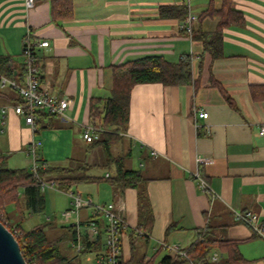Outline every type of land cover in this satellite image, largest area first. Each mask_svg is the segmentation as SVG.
I'll return each instance as SVG.
<instances>
[{"label":"crops","instance_id":"crops-1","mask_svg":"<svg viewBox=\"0 0 264 264\" xmlns=\"http://www.w3.org/2000/svg\"><path fill=\"white\" fill-rule=\"evenodd\" d=\"M224 1L213 0L214 8L220 10ZM231 1L243 12L244 23L224 29L223 56L214 60L185 28L194 15L195 32L217 29L220 17H201L210 0H73L72 18L60 25L52 20L48 1L36 0L27 10L26 0H0V56L12 58L16 81L24 82L23 40L31 31L34 42H49L36 49L43 87L69 101L63 116L40 110L34 131L12 108L18 94L1 89L6 95L0 98V141L13 169H21L10 165L13 156L28 154L29 143L41 139L38 153L47 166L50 161L70 169L87 166L90 176H114L115 164L107 165L105 148L96 144L101 134L92 143L83 136L93 125L91 99L111 97L114 68L126 62L148 56L174 63L186 55L194 58L191 84L143 83L132 90L128 127L110 150L123 158L124 168L141 173L139 186L117 193L107 180L76 187H87L80 194L96 204L114 203L125 218L121 254L126 261L132 254L131 232L141 223L139 196L146 190L153 220L143 230L146 244L139 241V247L148 258L156 257L152 254L165 242L190 248L208 225L215 237L237 243L243 264H264V238L236 218L237 212H251L264 226V0ZM166 7H185L188 13L166 15ZM4 106H12L5 125ZM201 111L208 118L199 117ZM196 172L207 181L208 192ZM17 210L8 208L12 214ZM92 213L83 209L81 220ZM29 214L25 211V220ZM49 223L51 235L67 239L72 234L68 227L73 224L54 234L58 227ZM214 252L220 260V251ZM103 253L104 245L83 256V263L97 264ZM169 253L161 250L158 259Z\"/></svg>","mask_w":264,"mask_h":264},{"label":"trees","instance_id":"trees-1","mask_svg":"<svg viewBox=\"0 0 264 264\" xmlns=\"http://www.w3.org/2000/svg\"><path fill=\"white\" fill-rule=\"evenodd\" d=\"M40 1V0H37ZM51 3L52 20L61 24L73 16V0H43ZM209 8L201 17L216 15L220 17L217 29L211 33L195 32L192 27L191 36L204 44V51L209 53L214 60L223 56L224 29L234 24H243V12L233 7L231 0H225L223 7L216 10L213 0H210ZM166 15H178L185 17L188 10L185 7H166L162 12ZM193 56L186 55L177 63L170 62L162 56H148L126 62L114 68V86L111 97L108 99L93 98L90 103V119L93 126L102 134L96 144L105 148L107 165L115 164V175L109 178L93 177L86 173L87 166L79 169H70L58 166H47L39 159L37 174L33 171L21 168L9 167L8 157L0 156V219L5 226L15 235L25 260L29 264H84L83 256L94 253L104 245L103 236L96 240L83 239L81 252L76 253L73 242L76 239L75 229L68 227L72 234L66 236V247L74 256L64 252L60 247L61 238L53 239L47 232L48 224L37 225L32 230H25V211L32 214L42 213L46 209V196L41 189L40 180L54 182L57 188L65 193L74 191L82 184L99 183L109 181L115 193L128 187H138L142 181V175L138 171L124 168L123 158L112 155L110 145L119 140L129 123L131 94L135 85L143 83H161L163 85H188L194 82L192 74ZM10 56H0V74L15 79L14 71L10 65ZM25 75V74H24ZM6 95L0 88V98ZM17 103L21 102L17 98ZM42 114V113H41ZM39 118L40 119V116ZM53 116L51 114H44ZM23 189V193H21ZM141 201V223L137 230L131 232V257L124 260L122 254L119 264H243L245 259L236 242L215 237L211 227L207 225L205 230L199 232L196 242L188 249H184L187 258L178 253H169L158 259V255L164 248L155 253L156 257H147L142 252L139 241L145 244L148 240L144 228L148 229L153 220L151 207L148 205L147 192L142 190L139 196ZM14 206L17 212L12 214L8 208ZM16 213L18 216H16ZM15 217V218H14ZM13 219V221H12ZM149 225V226H147ZM173 226H170V231ZM68 234V233H67ZM64 242V243H65ZM72 244H67V243ZM166 243V242H165ZM215 250L220 251L221 258L212 262L211 257ZM97 264H100L97 262ZM103 264V263H102Z\"/></svg>","mask_w":264,"mask_h":264},{"label":"built area","instance_id":"built-area-1","mask_svg":"<svg viewBox=\"0 0 264 264\" xmlns=\"http://www.w3.org/2000/svg\"><path fill=\"white\" fill-rule=\"evenodd\" d=\"M36 0H26L27 10L34 8ZM196 21V16H189L186 24V30L191 35L192 26ZM48 41L34 42L32 40L31 31L23 40L22 55L24 57L25 75L24 82L21 84L16 79L8 78L7 76L0 74V88H11L14 90L19 98L20 103H16L12 106L1 107L2 112V124L5 125L7 121V113L10 107H12L16 114L25 118L27 124L31 125L35 131V122L37 120L38 112L41 110L51 115L63 116L65 111L69 107V101L60 99L57 95L51 93L45 89L42 85L41 75L38 68V55L37 47H48ZM199 117L208 118V113L201 111ZM98 131L95 126L89 125L84 131V138L87 142L92 143L99 137ZM261 134L264 135V127L261 129ZM42 145L40 140L33 139L28 145V154L34 158V165L32 171L37 174L39 166V153L38 149ZM201 163L204 159L199 160ZM194 177L199 181L200 187L208 192L210 190L207 181L196 172ZM41 189L43 191L54 188V182H45L40 180ZM68 195L73 199V208L64 213V216L74 215L76 222L73 223V228L76 231V239L73 242V247L76 253L81 252L83 248V239L86 237L89 240H96L99 236H103L104 241V253L99 257L98 263L100 264H119L120 256L122 253V237L125 229L127 228V222L121 213L117 210L114 203L109 204H96L90 198H84L80 193L71 191ZM214 196V195H213ZM92 208V215L86 220H81V211L83 209ZM238 221L250 226L253 231L264 238V226L260 224L259 217L255 216L251 212L236 213ZM165 250L171 253H178L181 256L187 258L186 251L179 245H170L162 243L161 245ZM212 262L219 260V253L214 252L211 257Z\"/></svg>","mask_w":264,"mask_h":264},{"label":"rangeland","instance_id":"rangeland-1","mask_svg":"<svg viewBox=\"0 0 264 264\" xmlns=\"http://www.w3.org/2000/svg\"><path fill=\"white\" fill-rule=\"evenodd\" d=\"M40 131H42V129L40 128ZM98 134H102L101 131H98ZM39 139V138H38ZM41 140V139H39ZM42 141V140H41ZM0 156H7L9 157L4 149H3V144L2 141H0ZM39 151V149H38ZM39 159H43L40 155ZM51 166H60L59 164H57L56 162H49ZM12 167H21V168H26L32 171L33 165H34V158L32 155L30 154H23V155H17V156H13L12 162L10 164ZM103 173L105 172L104 170ZM84 188H87L85 186L79 187L78 189L75 188V192H78L81 194H85L84 192ZM45 196H46V200H47V204H46V209L44 212L42 213H38V214H29L26 217L25 223H24V229L25 230H32L36 225H44L47 224L49 222H51V224L49 226H53L55 225L57 228V230H55L53 233L54 234H58L60 231L59 230H65L63 227L64 226H68L70 224H73L76 222V218L74 215L72 216H64V213L68 210H71L73 208V199L68 195V193H65L61 190H59L56 187H54L53 189H47L45 191ZM53 224V225H52ZM50 231V230H49ZM47 229V232H49ZM50 233V232H49ZM50 236L53 239H57V238H61V242H60V247L63 249L64 252H68L69 254H71L70 256H74V254L71 253L67 250L66 247V239H64L63 237H61L60 235H57L59 237H56L55 235H51ZM65 242V243H64ZM69 244V242H68ZM152 251V250H151ZM153 256L155 255V253L152 254Z\"/></svg>","mask_w":264,"mask_h":264},{"label":"water","instance_id":"water-1","mask_svg":"<svg viewBox=\"0 0 264 264\" xmlns=\"http://www.w3.org/2000/svg\"><path fill=\"white\" fill-rule=\"evenodd\" d=\"M0 264H29L15 235L0 219Z\"/></svg>","mask_w":264,"mask_h":264}]
</instances>
